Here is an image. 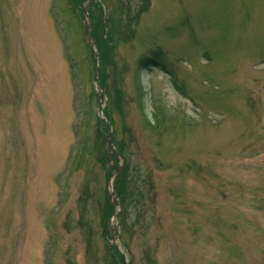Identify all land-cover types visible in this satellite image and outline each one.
<instances>
[{"label":"rangeland","instance_id":"374dc122","mask_svg":"<svg viewBox=\"0 0 264 264\" xmlns=\"http://www.w3.org/2000/svg\"><path fill=\"white\" fill-rule=\"evenodd\" d=\"M87 4L0 0V264H264V0L91 2L124 160Z\"/></svg>","mask_w":264,"mask_h":264},{"label":"water","instance_id":"95a60500","mask_svg":"<svg viewBox=\"0 0 264 264\" xmlns=\"http://www.w3.org/2000/svg\"><path fill=\"white\" fill-rule=\"evenodd\" d=\"M92 1L93 0H89V4H87L84 7L85 12H87L88 7H89V5L91 4ZM88 21L89 22H88V25H87V30H86L85 36H86L87 41L95 48V59H96V62H97L96 72H95V82L99 86V88L101 89L99 106H100V108L104 112L103 95L105 93V90L101 86L100 81H99V65H98V55H99V53H98L97 47H96L97 41H96L95 37L91 34L92 20H91V17L89 15H88ZM105 116H106L107 122H108L109 127H110V129H109V142H110L111 150H112V152H115L123 160V157L119 154V152L116 149V147L114 146V143H113V140H112V130H111L112 123H111V121L109 120V118H108V116L106 114H105ZM122 168H123V165L121 164L120 167H119V170L117 172V175H116V178H115V183H114L113 190H112L114 204L116 203V199H117V191L115 189L116 181H117V176L120 173V171L122 170ZM114 231L115 232L116 231L118 232L117 226L116 227L111 226V232H110V234H111V237H112L113 244L119 249V245L117 243V238L119 236V232L118 233L117 232L115 233Z\"/></svg>","mask_w":264,"mask_h":264},{"label":"trees","instance_id":"16d2710c","mask_svg":"<svg viewBox=\"0 0 264 264\" xmlns=\"http://www.w3.org/2000/svg\"><path fill=\"white\" fill-rule=\"evenodd\" d=\"M79 2H83L85 0H78ZM101 23V19L98 20L96 23H94V29H93V34L95 35V37L97 38V42H98V46H99V55H100V80H101V83L103 85H106V83L108 82V73L105 71L104 68H106L108 66V61H109V51H110V48L109 46H107L106 44V41L103 39V36L100 35L99 33V30L97 29V24ZM106 39V38H105ZM107 40V39H106ZM101 43H103V45H101ZM91 49V48H90ZM92 50V49H91ZM92 54V59H94V54L93 52L91 53ZM151 62L150 59H146L143 61V62ZM107 110V113L110 115V110L106 109ZM112 119V118H111ZM112 122L114 123V120L112 119ZM106 124V127L108 126V124L105 122ZM105 124H104V127L102 126L101 122L99 124V135L101 137V139H104L105 142L108 141V135L106 134V130L103 131V128L105 129ZM116 130V129H115ZM108 150H109V147L107 148V152H106V155H108ZM115 156V155H114ZM121 182V180L119 181ZM121 186L120 188L118 187L119 189V192L122 193V190H121Z\"/></svg>","mask_w":264,"mask_h":264}]
</instances>
